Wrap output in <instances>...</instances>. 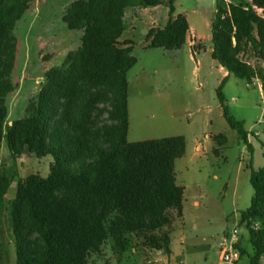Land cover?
I'll return each instance as SVG.
<instances>
[{
    "label": "trees",
    "instance_id": "trees-1",
    "mask_svg": "<svg viewBox=\"0 0 264 264\" xmlns=\"http://www.w3.org/2000/svg\"><path fill=\"white\" fill-rule=\"evenodd\" d=\"M35 1L0 0V142L12 161L24 154L53 159L46 178L20 179L6 201L15 264H87L107 241L121 254L132 239L169 256V239L159 233L181 215L183 187L176 184L174 162L185 154L186 143L181 136L127 142V73L136 58L133 43L119 39L128 27V10L165 6L167 22L147 31L145 48L178 50L186 41L185 17L174 16L175 0H74L61 19L69 30L82 32L79 48L44 72L23 117L8 125L7 97L16 89L14 29ZM256 9H264V0H230L228 9L217 0L210 23L212 59L248 85L264 82V17ZM225 81L216 89L223 117L247 142L243 122L225 105ZM213 140L221 147L226 137ZM249 168L253 195L238 225L246 229L252 253L240 240L235 248L238 257L248 255L249 264H260L264 165ZM10 184L0 173V206Z\"/></svg>",
    "mask_w": 264,
    "mask_h": 264
},
{
    "label": "rangeland",
    "instance_id": "rangeland-1",
    "mask_svg": "<svg viewBox=\"0 0 264 264\" xmlns=\"http://www.w3.org/2000/svg\"><path fill=\"white\" fill-rule=\"evenodd\" d=\"M73 1L36 0L16 23V60L11 76L16 89L7 97L6 124L23 117L44 72L59 66L68 52L79 48L81 31L69 30L61 19ZM216 2L176 0L174 4L177 12L189 13L190 22L203 38L202 43L192 46L203 50L199 54H193L188 46L179 51L145 48L147 29L162 28L167 22L165 6H159L155 16L137 12L133 28L127 27L121 37L132 40V55L137 59L128 76L130 82L135 73L144 80L130 92L127 142L181 136L186 143L185 154L174 162L176 184L183 187L181 215L174 216L166 228L171 254L169 259L164 256L162 264H226L220 259V250L234 228L239 231L240 246L252 253L247 231L238 222L239 213L249 206L253 195L249 166L257 170L264 165V93L234 76L222 89L229 114L243 122L248 133L244 142L225 121L216 95L220 75L210 54V23ZM228 5L223 4V8L228 9ZM193 9L197 10L195 15L190 13ZM256 11L264 17V9ZM250 64L260 66L253 61ZM217 135L226 137L221 147L213 140ZM52 162L49 155L31 154L12 161L4 141L0 142V173L11 179L0 206V264H15L6 201L14 197L20 179L29 175L46 178ZM159 236H166L165 229ZM111 246L107 241L87 264H159L154 260L157 252L143 246L141 240L132 239V247L121 254H115ZM248 263V255L242 256L240 264Z\"/></svg>",
    "mask_w": 264,
    "mask_h": 264
},
{
    "label": "crops",
    "instance_id": "crops-1",
    "mask_svg": "<svg viewBox=\"0 0 264 264\" xmlns=\"http://www.w3.org/2000/svg\"><path fill=\"white\" fill-rule=\"evenodd\" d=\"M176 1V0H175ZM159 6H156V7H151V8H139V9H136L135 11H131V10H128L125 14V21L127 24H129L128 27L130 28H133V25H132V20L134 18H138V15H137V12H143V13H151L155 16V14L158 12ZM166 8V7H165ZM263 10V9H261ZM190 13L192 15H195L197 13V10L193 9L190 11ZM183 15L188 23V30H187V33H186V41H185V45L184 46H188L193 54H199L201 51L203 50H197L195 49V47H192L193 44H200L202 43V40L203 38L200 37L199 33L197 32V29L194 27V25L190 22V19H189V13L184 11V10H181L179 12H177L175 10V14L174 16L176 15ZM151 15L149 14L148 19L151 22V20H153V18L150 17ZM150 28V27H149ZM149 28L147 29V31L149 30ZM147 33V32H146ZM82 34V32H81ZM122 37V36H121ZM120 37L119 41L120 42H123V41H131L132 40L130 38H124L122 39ZM210 39H211V36H210ZM133 43V42H132ZM183 46V47H184ZM133 47V46H132ZM197 48V47H196ZM182 49V48H180ZM180 49H178L177 51H179ZM211 51L212 49H210V54H211ZM212 62L214 63L213 66H215L217 68V72L218 74L220 75V78L217 80V84L219 85V83L221 82V80H223L224 78L226 79L225 81V84L223 86V89L225 87V85L228 83V80L229 78L232 76V75H228V73L220 66L217 64V62L215 60L212 59ZM136 64H137V59H136ZM136 64L128 71L127 73V82H128V89H127V107H128V131H129V103H128V100H129V96H130V92L137 89L138 86L141 85V83L144 81L143 80V76H139L138 73H135L133 75V81L130 82L128 76L130 74V72L132 71V69L136 66ZM248 85V84H247ZM250 87H255L257 88L259 94H262L264 93V82H261L260 80L258 79H254L252 84L251 85H248ZM134 92V91H133ZM173 118V116H171ZM128 134V133H127ZM215 137V136H214ZM186 148V147H185ZM199 146L196 148L198 150ZM168 226H166L164 229H165V232H166V236H167V231H166V228ZM163 229V230H164ZM227 234H225L224 236H226ZM168 237V236H167ZM224 240V239H223ZM171 254V252H170ZM170 256V255H169ZM169 256H165L166 258L169 259ZM220 259L222 261V258H221V250H220ZM154 260L156 262H158L159 264H162L163 261H164V255L161 254V253H156L155 256H154ZM240 260H241V257H238L237 260L235 262H233L232 264H240ZM168 264H169V261H168ZM249 264V263H248ZM260 264H264V256H262L260 258Z\"/></svg>",
    "mask_w": 264,
    "mask_h": 264
},
{
    "label": "built area",
    "instance_id": "built-area-1",
    "mask_svg": "<svg viewBox=\"0 0 264 264\" xmlns=\"http://www.w3.org/2000/svg\"><path fill=\"white\" fill-rule=\"evenodd\" d=\"M230 0H222L224 5L229 4ZM239 239V231L237 228H234L230 237L229 242H227V237L223 240V248L221 249V258L222 261L226 264H232L238 258V251L235 248V244L238 242Z\"/></svg>",
    "mask_w": 264,
    "mask_h": 264
}]
</instances>
